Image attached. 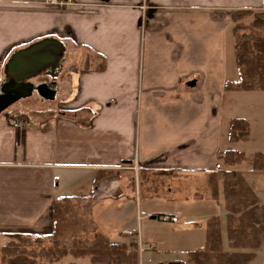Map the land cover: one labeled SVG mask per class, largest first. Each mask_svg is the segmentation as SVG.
<instances>
[{
	"label": "crops",
	"instance_id": "crops-1",
	"mask_svg": "<svg viewBox=\"0 0 264 264\" xmlns=\"http://www.w3.org/2000/svg\"><path fill=\"white\" fill-rule=\"evenodd\" d=\"M74 1L67 12L46 0H0V95L21 96L17 104L26 105L0 113L3 246L48 245L55 197L90 195L103 169L125 172L103 181L95 197L94 221L112 241L139 231L144 217L169 214L179 221L177 212L143 200L210 201L209 173L227 170L226 150L250 144L254 117L225 113L227 96L241 92L226 90L227 80L237 77L228 11L264 10L263 0ZM72 41L81 53L77 67L69 68V96H23L28 86L68 83ZM251 96L243 97L249 108L255 106ZM8 112L25 114L33 124L21 130ZM236 117L250 123L246 141L228 140ZM138 169L149 176L143 197L129 181ZM150 176L160 177L156 187ZM187 182H193L190 195ZM204 185L206 192L197 195ZM137 238L151 244L138 232Z\"/></svg>",
	"mask_w": 264,
	"mask_h": 264
},
{
	"label": "trees",
	"instance_id": "trees-1",
	"mask_svg": "<svg viewBox=\"0 0 264 264\" xmlns=\"http://www.w3.org/2000/svg\"><path fill=\"white\" fill-rule=\"evenodd\" d=\"M228 13L232 18L230 33L237 77L227 80L226 90L264 91V10L242 9L230 10ZM103 67L104 64L97 68ZM249 137V121L241 117L232 118L228 140L246 141ZM245 158L246 153L240 150H226L223 154L225 165L230 167L241 164ZM252 168L264 172V152L255 153ZM119 177V171L103 169L96 174L90 195L55 197L50 248L38 253L20 243L10 241L0 248L2 261L5 264H49L72 254L76 257L89 256V264H138L140 255L137 232L122 233L125 241L114 242L101 232L96 231L91 236L87 230L78 229L84 236L83 240L82 237H74L70 242V249L64 243L69 234V225L71 226L74 219L72 216L75 205L78 207L87 202L89 207L93 206L101 183ZM219 178L217 171L208 175L214 200H218L220 195ZM222 178L228 249L223 245L221 218L213 215L208 219L205 244L189 251L190 264H250L256 257V252L264 245V204L260 202L258 194L240 171H224ZM76 215L78 218V211ZM40 258L47 261L41 262ZM159 264L185 263L172 261Z\"/></svg>",
	"mask_w": 264,
	"mask_h": 264
},
{
	"label": "rangeland",
	"instance_id": "rangeland-1",
	"mask_svg": "<svg viewBox=\"0 0 264 264\" xmlns=\"http://www.w3.org/2000/svg\"><path fill=\"white\" fill-rule=\"evenodd\" d=\"M75 1L71 0L70 3H63L59 4L61 8H66V11L72 10L73 8H67L72 5H75ZM74 10V9H73ZM72 10V11H73ZM72 30V29H71ZM70 33V31H68ZM68 35V34H67ZM71 36V35H69ZM68 49L66 52V80L67 84H65L64 87L58 89L53 88L58 94L59 92V98L57 100L66 98L69 96L70 92L72 91L71 86V74L69 73V68H72L73 66L77 67V55L81 53V47H77V43L72 41L71 43L67 44ZM232 50H233V45ZM230 49V51H232ZM231 63L234 67L232 69V73H236L237 76V68L235 66V60H234V53L231 54ZM245 95H253L251 97H254L255 106L253 108H249L247 104H245V101H248L249 99H244L243 97ZM264 91H241L237 94H235L234 98H231L229 95L226 99V118H228L231 114L232 115H241V116H247L252 115L255 119V125L253 126L252 130V136L250 138V144L249 145H243L241 146L243 151L246 153L245 160L240 164L236 165L234 167L225 166L226 171L237 169L238 167L241 170L245 171V176L247 180L251 183L253 188L260 193V199L261 202L264 203V172L255 171L252 168L253 164V156L254 153L257 150H262L264 152ZM41 96L39 95V99ZM41 100V99H40ZM22 101V100H21ZM18 102L21 104L13 103L11 104L5 111H10L16 107L22 108L21 105H26L23 102ZM43 101V100H41ZM26 102V101H25ZM35 102V101H34ZM28 102H26L27 104ZM57 105H54L55 108L58 107L59 102H56ZM35 106V105H34ZM226 123L229 124V120ZM137 169V168H136ZM120 172L121 178V171L123 170H117ZM243 171V172H244ZM124 172V171H123ZM125 173V172H124ZM223 174L224 170L219 172L220 178H219V184L221 187L220 192V199L214 200L211 199L210 201H203V202H189L186 201V199L178 198L175 201H165V200H159V199H148L143 200V205H147L150 203L156 204L160 208H168L167 210L177 212L179 216V221L172 222L167 219H163L162 215H158L156 219H152L151 217H144V219L140 220V228L139 231L137 230L138 234H141L143 240H150L152 247H156V249L147 250L143 253L139 252L140 260L138 264H153L154 262H167V261H173L177 260L179 262L190 264L188 262L189 257V251L191 249L199 248L203 246L207 239V226H208V219L209 216L213 214H219V217L221 218V225H222V233H223V245L226 249H228V235H227V218H226V209H225V201H224V187H223ZM147 172H143L140 169L137 171L131 170V174L129 175L130 178V185L132 186V189L134 192L139 193L142 197L145 195L144 187L147 185L145 181L148 178ZM151 177V176H150ZM160 179V177H151L150 180H153L151 182V187H156L155 181ZM209 181V180H208ZM188 188L185 189L188 195L191 194L194 187H191L193 185V182H187ZM183 183L181 184V186ZM209 186L211 188V185L209 183ZM191 187V188H190ZM206 185L201 186L198 190V193L206 192ZM203 190V191H202ZM194 196V195H193ZM196 196V195H195ZM190 198V196H189ZM93 202V200H92ZM96 202L93 203V206L89 207L87 202H83L81 206L75 205L74 207V214L72 218V224L69 230L68 237L64 239V243L66 244V247L69 249L72 247L70 242L74 237H82L83 240L84 236L78 229H85L92 234L96 231L101 232L98 229V225L95 223L93 218V208L95 206ZM77 211H78V218H77ZM144 213V212H142ZM85 215V216H84ZM71 218V219H72ZM77 221L79 223H77ZM142 223V225H141ZM102 233V232H101ZM105 235V234H104ZM71 236V237H70ZM89 236V235H86ZM138 240V238L136 237ZM120 241V240H118ZM114 241V242H118ZM124 241V240H122ZM21 245H24L21 242ZM3 243L0 242V247L3 246ZM52 245V241L49 242L48 245L45 244H38L36 247H27L29 250L37 251L38 253H41L43 250H46L50 248ZM139 251V249H138ZM39 261L46 262L44 258H40ZM84 263L89 264L90 263V257H76L72 254H68L67 256L63 257L62 259L58 261L50 262L49 264H77ZM0 264H5L2 261V254H0ZM250 264H264V245L260 250L256 252V257L250 262Z\"/></svg>",
	"mask_w": 264,
	"mask_h": 264
},
{
	"label": "built area",
	"instance_id": "built-area-1",
	"mask_svg": "<svg viewBox=\"0 0 264 264\" xmlns=\"http://www.w3.org/2000/svg\"><path fill=\"white\" fill-rule=\"evenodd\" d=\"M46 1L50 2V3L58 4V5L71 2V0H46ZM6 117L12 125H14L15 127L19 128L21 130L26 129L27 127H29L33 124V121L27 120L25 118V116L20 112H8ZM162 218L170 220L172 222L178 221V218L176 216L169 215V214H162ZM138 245H139V252L140 253H143L147 250L153 249L152 244L144 243L142 241H139Z\"/></svg>",
	"mask_w": 264,
	"mask_h": 264
},
{
	"label": "water",
	"instance_id": "water-1",
	"mask_svg": "<svg viewBox=\"0 0 264 264\" xmlns=\"http://www.w3.org/2000/svg\"><path fill=\"white\" fill-rule=\"evenodd\" d=\"M22 89L26 91L22 93L23 96H29V94L32 95V93L36 91L38 95H40L43 98H47L48 96H51V98H54L57 93L53 88H50L47 84H41L35 87L32 85V86H28L27 88H22ZM20 97L21 96H13V95H8V94L0 95V113L4 112L11 104L16 102V100ZM125 162L130 163V161H125ZM151 218L156 219L157 215H152Z\"/></svg>",
	"mask_w": 264,
	"mask_h": 264
}]
</instances>
